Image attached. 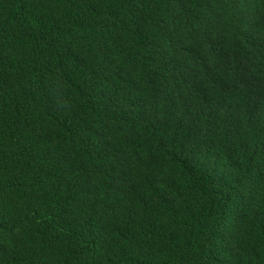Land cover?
Returning a JSON list of instances; mask_svg holds the SVG:
<instances>
[{"label": "trees", "instance_id": "16d2710c", "mask_svg": "<svg viewBox=\"0 0 264 264\" xmlns=\"http://www.w3.org/2000/svg\"><path fill=\"white\" fill-rule=\"evenodd\" d=\"M0 264H264V0H0Z\"/></svg>", "mask_w": 264, "mask_h": 264}]
</instances>
